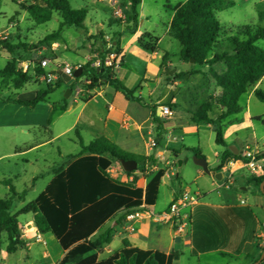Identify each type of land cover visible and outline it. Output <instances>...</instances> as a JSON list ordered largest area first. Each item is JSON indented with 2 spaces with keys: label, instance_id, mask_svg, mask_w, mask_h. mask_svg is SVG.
<instances>
[{
  "label": "crops",
  "instance_id": "crops-1",
  "mask_svg": "<svg viewBox=\"0 0 264 264\" xmlns=\"http://www.w3.org/2000/svg\"><path fill=\"white\" fill-rule=\"evenodd\" d=\"M96 1L109 10L111 14V18L108 20L109 26L112 28L113 25L116 24L118 28L111 33H106L103 31L104 24H97L101 29L98 34H95L85 25L88 29L86 37L89 45H87L88 43L86 45L84 44L82 48L86 50L88 55L91 53L92 56H86L84 60L77 63V66H83L90 62H87V60L92 58L96 53L100 54V58L98 61L91 62L93 67H98L96 64L102 61L101 54L105 49L104 47L110 45L117 46L121 54L113 62L115 77L124 83L126 87L131 90H136L137 96L145 99L144 95H147L149 102L144 100L148 106H142L137 102L130 101L126 99L122 93L111 91L110 88L113 87L109 85H101L100 87L88 90L74 88L72 90V95H74V90H76L77 100L84 104L75 123L68 128L67 131L75 128L81 136V130L82 127H84L86 130L91 131L94 137L100 135L105 136L127 152L147 157L154 156L156 163L154 166L150 167V169L152 171L165 169L166 172L162 182L169 173H174L175 169L178 168L175 167V163L178 164L180 159L184 161L179 172L181 175L185 165L189 163L190 157L195 156L192 152L185 150L186 148H198L205 156L204 158H206L211 172L207 174L201 167L195 164V167L190 169L193 174V178L189 180L190 184H186V186L172 191L171 200L165 211L169 208L173 200L184 191L189 192L197 199L196 203L191 208L183 211L182 220L184 227L182 230H177L175 226L170 224L159 225L154 219H143L136 221L134 223L135 230L130 231L127 229L125 222V212H120L108 220L93 236L97 238L107 231L112 233V242L103 250V253L100 254V259L108 258L113 253L120 250L123 247V240L127 239L134 246L144 250L177 254L179 258L174 264H231V262H234V264H252V261L262 254V249L264 248V191L261 187L262 184L258 186L255 182V179L260 177L253 176L251 171L245 167L244 162L240 160L243 152L237 147V143L242 146H247L249 143L248 139L250 140L252 136H249L247 140L243 139L238 133L243 126L237 123V119H230L232 122L227 125L228 127L226 126L224 131L226 147L222 146L223 150L220 153L216 152L215 155L217 160L214 162H211L205 155L200 142L198 147L177 143L175 138L176 135H186L193 132L198 134L200 138V134L204 129L214 132L211 125H198L190 121L197 105L188 95V93L191 92L190 90H193L194 87L197 86L194 83L198 82V77L209 79L210 86H215L214 80L207 75L209 66L191 67L183 62L181 57H179L178 62H174L169 52H161L160 43L162 38L158 36L156 32L157 28H150V26L147 25L152 15L145 11L144 0H142V4L139 7V25L135 34H131L127 30L128 23L126 12L130 10L128 0ZM127 1L128 4H126ZM35 3L39 4L37 2ZM183 3H179L175 7H172L170 1L165 0V4H162L163 6H157V12L161 18L160 21L164 23L165 36H170L169 28L175 14V9ZM116 10H120L121 15L115 14ZM164 12L165 19H163L162 15ZM101 30L102 32H100ZM145 32H150L159 38V49L156 52L147 51L139 45L137 39ZM91 36L95 38L89 41L88 37ZM61 39L53 42V51L57 54L62 53ZM21 43L30 44L32 42L27 41ZM50 51L52 52V50ZM164 56L166 57L164 58ZM33 64L35 66V63ZM19 66H23L24 68L26 66L28 67L26 64L20 65V63ZM215 68L222 71L225 67L224 65H220L215 66ZM21 69L24 71L23 68ZM196 71L200 73L192 76L191 73ZM24 72H28V70ZM181 72H186L187 75L180 80H175L174 75ZM190 80L192 82H190ZM261 81L252 88L251 93L254 94L256 89H260L259 86L262 83ZM80 82H84L86 85H90L91 83L88 78L84 77L76 81L74 85ZM37 91L38 90H35L31 93V97L33 96L32 99L35 98ZM81 92H83L82 95ZM202 92L205 95L207 90L203 89ZM220 93L221 90L217 88V94L219 95ZM16 95V99H21V94L17 93ZM44 103H40L34 109L41 107ZM0 104L16 106L17 108L11 109L12 113L16 115L23 112L21 107L24 106L6 103L1 99ZM165 104H175L179 106L171 108L173 112L171 116L165 118L160 117L163 126L160 141L157 135L156 124H154L152 118V108L156 107V109H158ZM90 106V111L86 113V110ZM68 109L69 104L67 110ZM47 112L50 116L52 113V105L47 109ZM54 115L51 125L54 123ZM84 115L85 123L81 127L80 121L83 119ZM256 118L251 117V121H257ZM46 124L47 120L45 125L42 126L43 130L49 131V135L52 137L51 125L48 129H45L44 127ZM154 133H156L155 139H153ZM164 135H167V137H164ZM231 137H234L233 140H231L233 142L232 144L229 143ZM166 138L170 140H167L166 144H162V140ZM153 142L156 143L155 146H153ZM89 143L84 142L85 145ZM40 145L41 144L33 145L31 148H36V146ZM253 147V151H257L261 154L264 165V150L260 149L257 143H254ZM168 149H177L181 150V152L180 154H174L168 151ZM231 149H236L238 151L236 155H239L240 159L230 157L223 162V154L227 150L232 151ZM67 155H65V160ZM186 158H188L187 161L185 160ZM70 163L71 162H68L67 165ZM117 166L119 165L115 164L112 166L117 173L110 175L122 182L132 181L133 177L128 179L125 173L119 172V167ZM167 166H170L169 170ZM227 169L234 171L232 178H229V174L226 171ZM216 174H221L222 178L217 179L215 177ZM53 177L54 175L51 174L50 179L46 182L45 187L37 197L45 190ZM262 177H264V175ZM5 180L7 179L1 180V183L4 184ZM9 180L12 181L11 183L15 187L13 180ZM36 182L33 183L32 180V186L28 188L29 191L30 189L34 191ZM147 183L138 185L145 187ZM5 186L9 191V186ZM25 201L26 198L22 203H25ZM26 204L22 206L19 204V208L21 209ZM155 205L148 206L150 211L154 214L163 213L156 212L154 210ZM20 218L24 219V222H20L22 238L26 242V246L23 250H27L30 254L34 240L44 241L46 245L48 241L53 245L58 244L51 233L41 234L39 232L35 223V214L28 213L20 216L19 219ZM46 237L48 241H45ZM118 237L120 243L113 249L112 246ZM63 256L64 252L62 249L61 252L56 255L44 251L42 257H35L33 264L36 262L40 264H59ZM5 260L7 261V259Z\"/></svg>",
  "mask_w": 264,
  "mask_h": 264
},
{
  "label": "trees",
  "instance_id": "trees-1",
  "mask_svg": "<svg viewBox=\"0 0 264 264\" xmlns=\"http://www.w3.org/2000/svg\"><path fill=\"white\" fill-rule=\"evenodd\" d=\"M25 0H12L28 12L36 24H45L52 20L55 13L61 18L59 29L45 37L46 41L56 42L61 39L64 27L75 28L88 34L85 20L88 16L86 8L75 9L70 0H41L44 5L35 2L25 3ZM130 10L126 12L127 30L135 34L139 25V7L142 0H128ZM225 0H187L175 9V14L169 28V35L181 44L180 57L183 62L191 67L209 66L207 73L214 82L216 88L221 90L218 97H210L193 113L190 121L194 124L211 125L215 132V142L219 146L226 147L224 131L232 122L234 116L242 111L240 100L250 89L255 87L264 77V49L258 42L264 40V27L245 26L244 32L237 37L230 38V51L215 52L223 27L217 17V8ZM233 5L230 3L229 6ZM259 18L264 19V11L259 13ZM95 37H88L92 40ZM97 38V37H96ZM99 38V37H98ZM139 45L150 52L159 49V38L150 32L141 34L137 39ZM28 45L19 43L12 44L9 40L0 39V49L14 54L15 50ZM105 46L101 54L104 61L111 52ZM113 50L120 56L119 47L113 45ZM166 56H164L165 58ZM193 61V62H191ZM34 66V76L40 78L45 70ZM222 64L224 70L219 71L215 66ZM83 73L80 78H88L89 89L101 85L112 86L116 91L122 93L126 99L137 102L142 106H148L144 99L136 95V90L126 87L115 77L114 65L106 66L101 64L93 67L92 62L82 66ZM199 71L191 75L199 74ZM0 75L5 82L14 83L15 89L20 90L32 81L31 75L24 72L19 63L11 60L7 63ZM187 75L186 72L176 73L175 80H180ZM65 86V90L74 89V83H65L62 80L56 81L54 85H47L39 89L34 99L21 100L16 98L3 99L6 103H13L34 109L40 103L47 102L49 96L56 89ZM256 98L264 103V90L254 91ZM171 108L179 105L169 104ZM67 100L52 104V113L47 119L48 127L53 122V115L56 111H66ZM218 108V114L215 111ZM152 118L156 124L159 140L163 126L160 117L157 115L156 107L152 108ZM257 121L264 126V116L257 117ZM76 135L81 146L77 155H67L64 165L54 171V177L45 190L33 201L13 213L16 201L25 200L29 189L19 193L12 185V181L5 180L4 184L9 186V196L0 199V232L7 235L6 253L14 254L26 246L22 238V231L19 217L28 213L35 214V223L41 234L51 233L64 256L59 264H174L178 260L175 253L166 254L161 251L144 250L134 246L129 240H123V247L105 259H100V254L112 242V233L107 231L97 238L94 234L99 231L108 220L120 212H128L142 205L154 206L158 199L165 169L158 170L145 187L138 185L136 172L145 173L148 168L156 163L154 156L127 152L105 136H98L89 144L85 145L79 132ZM197 157H205L198 148H186ZM174 154H180L181 150L168 149ZM230 157L240 159L239 155L227 150L222 157L223 162ZM122 160H135L138 169L133 172H125L128 179L132 181L122 182L113 178L108 170L113 165H120ZM68 162H71L67 165ZM175 167L178 164L175 163ZM124 170V169H123ZM40 177L33 179L35 183ZM180 173L177 179H180ZM264 177L255 179L259 186L263 183ZM264 248L262 249V251ZM261 256V255H260ZM254 259V264L259 258ZM264 263V260L261 264ZM1 264V257H0Z\"/></svg>",
  "mask_w": 264,
  "mask_h": 264
},
{
  "label": "rangeland",
  "instance_id": "rangeland-1",
  "mask_svg": "<svg viewBox=\"0 0 264 264\" xmlns=\"http://www.w3.org/2000/svg\"><path fill=\"white\" fill-rule=\"evenodd\" d=\"M169 1L172 7H175L177 4L183 3L186 0ZM24 2L44 4L41 0H25ZM70 2L75 9L87 8L89 10L85 25L93 33L98 34L101 29L97 24H104L103 31L106 33H111L118 28L116 24L113 25L112 28L109 26L108 20L111 18V14L106 7L100 5L96 0H70ZM144 2L145 11L152 15L147 25L150 26V28H157V34L162 38L160 43L161 52H169L173 61L178 62L181 44L172 37L164 35V23L160 21L161 18L157 12V6H163L162 4H165V0H144ZM230 3H233V5L229 6ZM126 4H128V1ZM167 11L170 12L169 10ZM262 11H264V0H225L223 4L218 6L217 17L223 27V32L215 52L230 51V38L242 34L245 26L264 27V19L261 20L259 18V13ZM162 15L163 19H165V12ZM61 22L62 18L55 13L51 21L45 24H36L29 13L24 11L18 4L13 3L12 0H0V39L9 40L14 45L21 42H32L30 44L26 43L28 49L21 47L17 49L14 54L0 49V70H3L9 61L15 60L20 63V65H28V74L31 75L33 81L27 84L23 90H16L14 83L10 81L5 82L0 75V96L2 98H16V94L18 93L21 94V99L29 100L33 98V96L31 97L32 92L45 88L47 83L41 78L34 76L33 63H37V61L41 59L48 58L52 61V64L66 63L75 67L77 63L84 60L86 56H92L91 53L88 55L86 50L82 48L84 44L86 45L88 43L87 45H89L86 35L82 31L71 27H65L62 32V39L60 41L62 53L57 54L53 51L54 46L52 41H46L45 37L57 31ZM100 32H102V30ZM258 45L264 49V40L259 41ZM50 50H52V52ZM99 58L100 54L95 53L87 62L98 61ZM220 65L222 64L217 66ZM20 68H23V66H20ZM190 82L192 81L190 80ZM261 82L259 88L264 90V77ZM194 84L197 86H195L193 90H190L191 92H189L188 95L197 105L196 109L204 102L210 100V97H218L217 88L215 86H210L209 79L198 77V82ZM74 88H80L82 90L89 89L84 82L76 84ZM110 89L113 92L116 91L114 88ZM203 89L207 90L205 95L202 92ZM251 90L252 89L241 98L240 105L242 111L233 118L237 119V123L243 126L241 130L238 131L243 139L247 140L249 136H252L250 140L248 139L249 143L247 146H249L251 150H254V143H257L259 148L264 150V126L259 121H251V117L256 118L264 116V103L260 102L256 96L251 93ZM82 93L83 92H81V95ZM65 95V86H61L55 90L49 97V100L41 107L37 109L21 107L23 112L17 115L11 111V109L17 108L16 106L0 104V199L6 198L9 194L8 189L1 183V180H13V184L17 191L22 192L32 186L33 178L36 176H44L37 180L34 191L30 189L25 203L16 201L13 213L20 210L19 204L22 206L37 197L45 187L46 182L50 179L51 174H54V170L64 165L65 155L77 154L81 150L76 135V129L67 130L75 123L84 103L77 100L76 90H74V95L71 94L67 99ZM144 98V100L149 102L147 95H144ZM63 99L68 101L69 109L67 111H58L55 113L54 123L50 126L53 134L51 137L49 131L43 130L42 127L49 117L47 109H49L53 103L58 104ZM90 109L91 106L86 110V113L89 112ZM214 114L215 116L218 114V108ZM84 123L85 115L80 121L81 127ZM200 135L199 138L198 134L192 132L186 135H176L175 138L177 143L193 147H198L200 142L205 155L210 161H216L217 158L215 154L216 152L220 153L223 147L215 144V133L204 129ZM81 136L85 143H89L96 138L91 131L86 130L84 127H82ZM153 136V139H155L156 133H154ZM164 137H167V135H164ZM233 138L234 137H231L229 139V143H233L231 141ZM167 140L170 139H163L162 144H166ZM39 144L41 145L36 146V148H31L33 145ZM237 147L242 152L245 151V146L237 143ZM187 159L188 158L185 160ZM117 167H119V172L125 173L122 166L119 165ZM194 167L195 163L192 156L190 157L189 163L185 165L180 179H177L176 176L177 168L174 173H169L164 178L154 207L156 212L165 211L171 200L173 190L180 189L186 186V184H190L189 180L193 178L190 169ZM169 168L170 166H167L168 170ZM156 171L157 170L152 171L148 168L145 173L136 172L135 176L138 178L137 183L144 185L149 182ZM115 173H117V171ZM19 220L20 222H24V219L20 218ZM47 239L46 237L45 241H48ZM33 242L34 244L31 247L30 254L27 250L23 249L18 250L14 254H7V235L0 232L1 264H33L35 257H42L44 251L51 252L53 255L61 252L59 245H53L50 241L47 242V245L44 241L34 240ZM119 243L118 237L112 246L113 249H115ZM5 259H7V261ZM35 264L40 263L36 262ZM231 264H234V262H231Z\"/></svg>",
  "mask_w": 264,
  "mask_h": 264
},
{
  "label": "built area",
  "instance_id": "built-area-1",
  "mask_svg": "<svg viewBox=\"0 0 264 264\" xmlns=\"http://www.w3.org/2000/svg\"><path fill=\"white\" fill-rule=\"evenodd\" d=\"M115 14L121 15L120 10H116ZM111 52L106 56L105 60L98 62L96 65L100 66L101 64H105L106 66H112L114 60L117 59L118 55L113 50V46L110 45L107 47ZM53 65V67H52ZM46 72L41 76V79L47 83V85H54L56 81L62 80L65 83H75L77 78L74 76V73L77 69L82 66L72 67L69 64H52V61L48 58L41 59L39 65ZM24 71L28 70V67H23ZM157 114L159 117H168L173 114L172 109L169 105L165 104L160 106L157 109ZM153 146L156 145L155 142L152 143ZM245 167H247L253 176L262 177L264 175V165L261 154L257 151H253L249 146H245V151L241 154V159ZM229 174V178L233 177L234 171L231 169L226 170ZM108 172L110 174H116L114 169L111 167ZM197 199L193 197L189 192H182L180 196L175 198L169 208L160 214H154L150 211L149 207L146 205H142L138 208L132 209L125 213V222L127 225V229L130 231L135 230L134 223L138 220L143 219H154L159 225H173L177 230H182L184 227L183 223V211L185 209L191 208ZM264 264V263H263Z\"/></svg>",
  "mask_w": 264,
  "mask_h": 264
},
{
  "label": "water",
  "instance_id": "water-1",
  "mask_svg": "<svg viewBox=\"0 0 264 264\" xmlns=\"http://www.w3.org/2000/svg\"><path fill=\"white\" fill-rule=\"evenodd\" d=\"M191 62H193V61H191ZM82 73H83V69L79 68V69H77L75 71L74 76L78 79V78H80L82 76ZM71 94H72V90L68 89L66 91V95H65L66 99L69 98ZM231 150L235 154L238 153V151L236 149H231ZM193 160H194V163L197 166L201 167L207 174L211 173L206 158L194 156ZM183 162H184L183 160H179L178 161V168H177V171H176V176H178V174L180 172V169H181V167L183 165ZM121 166L124 169V171H126V172H133V171H136L138 169V163L135 160H122L121 161ZM215 177L217 179H221L222 175L221 174H216ZM261 187H262V189L264 191V181H263ZM263 260H264V250H263L260 258L254 264H261L263 262Z\"/></svg>",
  "mask_w": 264,
  "mask_h": 264
}]
</instances>
